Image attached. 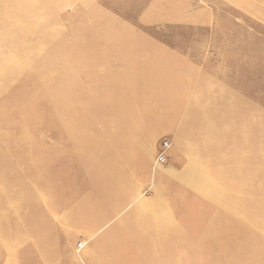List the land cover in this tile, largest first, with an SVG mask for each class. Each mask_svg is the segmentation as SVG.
<instances>
[{"label":"rangeland","instance_id":"rangeland-1","mask_svg":"<svg viewBox=\"0 0 264 264\" xmlns=\"http://www.w3.org/2000/svg\"><path fill=\"white\" fill-rule=\"evenodd\" d=\"M0 264H264V0H0Z\"/></svg>","mask_w":264,"mask_h":264},{"label":"built area","instance_id":"built-area-1","mask_svg":"<svg viewBox=\"0 0 264 264\" xmlns=\"http://www.w3.org/2000/svg\"><path fill=\"white\" fill-rule=\"evenodd\" d=\"M164 144L167 146V145H168V141L166 140V141L164 142ZM166 162H167V156H166V154H164V153L159 154V155H158V158H157V163H160V164H166ZM79 245H80V246H83L84 243H83V242H80Z\"/></svg>","mask_w":264,"mask_h":264}]
</instances>
